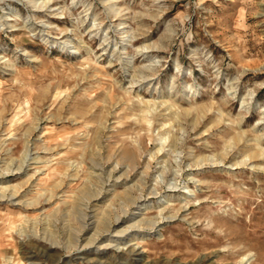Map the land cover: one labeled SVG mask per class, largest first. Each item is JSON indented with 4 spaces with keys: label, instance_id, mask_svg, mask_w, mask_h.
<instances>
[{
    "label": "rangeland",
    "instance_id": "374dc122",
    "mask_svg": "<svg viewBox=\"0 0 264 264\" xmlns=\"http://www.w3.org/2000/svg\"><path fill=\"white\" fill-rule=\"evenodd\" d=\"M0 188V264H264V0H0Z\"/></svg>",
    "mask_w": 264,
    "mask_h": 264
},
{
    "label": "bare ground",
    "instance_id": "6f19581e",
    "mask_svg": "<svg viewBox=\"0 0 264 264\" xmlns=\"http://www.w3.org/2000/svg\"><path fill=\"white\" fill-rule=\"evenodd\" d=\"M39 1V0H38ZM36 5V4H35ZM34 5V6H35ZM40 5V4H39ZM5 22V21H4ZM199 162V161H198ZM220 162V161H219ZM22 164H23V162H22ZM21 164V165H22ZM10 168V167H9ZM18 168H20L19 166H18ZM133 168V167H132ZM5 172V171H4ZM7 173V172H6ZM110 176V175H109ZM168 179V178H167ZM4 186H2V188H3ZM6 187V186H5ZM1 189V188H0ZM5 189V188H4ZM3 189V190H4ZM8 192H10V191H8ZM129 192L130 191H128V193L123 197V201H124V204H126V205H129V206H138V208L141 210H144V209H147V208H149L150 206H149V204H145V207L144 208H142L141 206H139V205H137L138 204V202L142 199L141 197V195L139 196V197H136V196H131V195H129ZM13 193V192H12ZM11 193V196L14 194H12ZM3 194H5V192L4 193H0V197L1 196H3ZM15 194H16V192H15ZM96 194H97V192H96ZM6 195V194H5ZM121 196V195H120ZM146 196V195H145ZM8 198V197H7ZM6 198V199H7ZM1 199V198H0ZM12 199V198H11ZM78 202V201H77ZM78 204H79V202H78ZM77 204V205H78ZM144 204V203H143ZM75 205H76V203H75ZM76 205V206H77ZM76 208H78V206L76 207ZM75 208V209H76ZM122 209V208H121ZM79 211H80V209H79ZM107 211V210H106ZM125 212H127V210H124L123 211V215L121 216V214L118 216H116V217H114L113 219H112V221H110L111 220V213H110V211H107V212H105V213H103L102 212V214H103V217H102V224H101V222H100V225H102V229H103V231H107L108 232V226H109V224H111V222H112V224L114 225V223L116 224V222H121L122 221V219L124 218V216H125ZM68 213V212H67ZM101 214V215H102ZM134 214H137V212H134ZM75 216V215H74ZM66 217V216H65ZM60 218V217H59ZM136 218V217H135ZM163 218V217H162ZM100 221V220H99ZM157 221V220H156ZM156 221L155 220H145V219H143V218H140V219H138V220H136L134 223H131V224H129L127 227H125V228H123L122 230H118L117 229V233L118 234H122V233H127V232H130V231H132V230H136V229H145V228H147L148 226H155V224H156ZM35 225V224H34ZM85 226V225H84ZM147 226V227H146ZM95 227H97V226H95ZM99 227V226H98ZM149 228V227H148ZM44 229V228H43ZM100 229V228H99ZM53 231V230H52ZM94 231V230H93ZM43 232V231H42ZM32 234V233H31ZM46 234V233H45ZM99 234L101 235V233H100V231H98V230H96V231H94V233L92 234V235H90L88 238H86V242L85 243H81L80 242V244H79V240H78V238H75V239H73V244L71 245L73 248V250H75V251H80V250H83V249H86L88 246H91V245H93L97 240H98V238H99ZM116 234V233H115ZM117 235V234H116ZM68 237V236H67ZM70 237V236H69ZM72 238V237H71ZM70 238V239H71ZM59 240V239H58ZM66 241V240H65ZM51 243H55L56 244V240L55 241H50ZM109 243H106L104 246L106 247L107 245H108ZM103 245V244H102ZM51 246V245H50ZM68 246H70V245H68ZM51 247H53V246H51ZM39 248V247H38ZM139 249H138V247L136 248V247H133V248H131V250H130V253H133V254H140L141 252H139L138 251ZM104 262V261H103ZM101 264V263H100Z\"/></svg>",
    "mask_w": 264,
    "mask_h": 264
}]
</instances>
